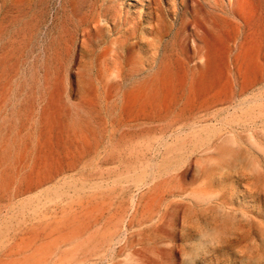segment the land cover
Listing matches in <instances>:
<instances>
[{
    "label": "rangeland",
    "instance_id": "374dc122",
    "mask_svg": "<svg viewBox=\"0 0 264 264\" xmlns=\"http://www.w3.org/2000/svg\"><path fill=\"white\" fill-rule=\"evenodd\" d=\"M263 259L264 0H0V264Z\"/></svg>",
    "mask_w": 264,
    "mask_h": 264
},
{
    "label": "bare ground",
    "instance_id": "6f19581e",
    "mask_svg": "<svg viewBox=\"0 0 264 264\" xmlns=\"http://www.w3.org/2000/svg\"><path fill=\"white\" fill-rule=\"evenodd\" d=\"M197 2H198V0H197ZM231 4H232V3H231ZM15 6H16V5H15ZM17 6H18V5H17ZM20 6H21V5H20ZM22 6H23V5H22ZM165 11H166V10H165ZM230 11H232V13L234 14V17H233V18H234V21H237V20H235V19H236V18H235V17H236V16H235V10H234L233 8H231ZM84 16H85V14H84ZM81 17H82V16H81ZM114 19H116V18H114ZM232 20H233V19H232ZM232 20H231V19H228L229 22H232ZM80 21H81V20H80ZM199 21H200V20H199ZM197 22H198V21H197ZM96 23H97V22H96ZM96 23H95L94 25H96ZM98 23H99V20H98ZM195 25H196V24H195ZM198 25H200V26L203 27V25H202V21H201V22H198ZM136 27H137V26H136ZM195 27H196V26H195ZM239 27H240V25H239ZM94 28H95V26H94ZM133 28H134V27H133ZM158 28H159V27H158ZM128 29H129V28H128ZM130 29H131V28H130ZM130 29H129V30H130ZM152 29H153V28H152ZM199 29H200V28H199ZM196 30H198L197 27H196ZM84 31H85V30H84ZM86 31H87V30H86ZM131 31H133V30L131 29ZM201 31H202V30H201ZM88 35H89V34H88ZM84 38H85V35H84ZM84 41H85V40H84ZM113 41H114V40H113ZM148 42H149V41H148ZM82 43H84V42H82ZM118 44H119V43H118ZM118 44H117V45H118ZM149 44H150V43H149ZM110 45H111V44H110ZM110 45H109V48L111 47ZM151 45H152V44H151ZM113 48H114V46H113ZM130 48H132V44H131ZM101 50H102V49H101ZM109 50H110V49H109ZM208 50H209V49H208ZM72 51H73V50H72ZM114 52H115V51H114ZM114 52H113V53H114ZM98 53H99V52H98ZM99 56H100V55H99ZM99 56H97V57H99ZM101 56H102V55H101ZM113 57H114V56H113ZM95 60H96V58H95ZM95 60H94V61H95ZM108 60H109V59H108ZM108 60H107V61H108ZM112 62H114L113 59H112ZM154 62H155V61H154ZM103 63H104V60H103ZM108 63H109V62H108ZM182 63H183V62H182ZM113 64H115V63H113ZM106 65H107V63H106ZM106 65H105V66H106ZM127 65H128V64H127ZM113 66H114V65H113ZM114 67H115V66H114ZM114 67H113V68H114ZM179 67H180V66H179ZM109 68L111 69V65L109 66ZM125 68H126V66H125ZM110 69H109V70H110ZM184 69H185V68H184ZM114 70L116 71V69H114ZM119 70H120V69H119ZM117 76H118V75H117ZM244 121H245V120H244ZM242 122H243V121H242ZM245 122H246V121H245ZM243 124H244V123H243ZM243 124H241V125H243ZM257 197H258V196H257ZM253 199H254V198H253ZM224 211H225V210H224ZM230 212H231V211H230ZM230 212H229V213H230ZM224 213H225V212H224ZM222 214H223V213H222ZM227 214H228V213H227ZM242 214H243V213H242ZM216 215H217V214H216ZM216 215H215V216H216ZM219 215H221V213H220ZM245 215H246V214H245ZM226 216H227V215H226ZM212 217H213V216H211V218H212ZM228 217H229V215H228ZM213 218H214V217H213ZM222 218H223V217H222ZM247 218H248V217H247ZM250 218H251V216H250ZM214 219H215V218H214ZM216 219H217V218H216ZM218 219H219V218H218ZM224 219H225V218H224ZM211 220H212V219H211ZM248 221H249V220H248ZM213 222H215V221H213ZM213 222L211 221L212 224H213ZM217 222H218V221H217ZM217 222H215V223L217 224ZM249 223H250V222H249ZM242 224H243V223H242ZM242 224H241V225H242ZM244 225H245V224H244ZM248 226H249V224H248ZM214 227H215V226H214ZM235 227H236V226H235ZM246 227H247V226H246ZM250 227H251V226H250ZM244 228H245V227H243V229H244ZM248 228H249V227H248ZM246 229H247V228H246ZM211 231H212V230H211ZM230 231H231V230H230ZM250 231H251V230H250ZM209 232H210V230H209ZM251 232H252V231H251ZM231 233H232V232H231ZM235 233H236V232H235ZM238 233H239V232H238ZM238 233H237V235H238ZM246 234H247V233H246ZM230 236H231V234H230ZM235 236H236V235H235ZM246 236H247V235H246ZM248 236H249V235H248ZM250 236H251V235H250ZM223 238H224V237H223ZM229 238H230V237H229ZM229 238H228V240H229ZM238 238H239V236H238ZM243 238H244V237H243ZM230 239H231V238H230ZM239 239H240V238H239ZM222 240H223V239H222ZM234 240H235V239H234ZM234 240H233V241H234ZM247 240H248V239H247ZM220 241H221V240H220ZM231 241H232V240H231ZM236 241H237V240H236ZM242 241H243V240H242ZM228 242H229V241H228ZM237 242H238V241H237ZM239 242H240V240H239ZM239 242H238V243H239ZM253 242H255V241H253ZM233 243H234V242H233ZM243 243H244V242H243ZM245 243H246V242H245ZM231 244H232V243H231ZM239 244H240V243H239ZM215 245H216V244H215ZM250 245H251V246H254L255 244L252 245V242H251ZM256 245H257V244H256ZM212 246H213V245H212ZM212 246H211V247H212ZM227 246H228V245H227ZM236 247H237V246H236ZM243 247H244V246H243ZM243 249H245V248H243ZM248 250H249V249H248ZM259 250H260V249H259ZM109 251H110V249H109ZM244 251H245V250H244ZM257 251H258V250H257ZM261 251H262V250H261ZM250 252H251V251H250ZM241 253L243 254V252H241ZM251 254H252V253H251ZM251 254H250V255H251ZM255 255H256V253H255ZM107 256H108V255H107ZM243 256H244V255H243ZM256 256H258V255H256ZM169 257H170V256H169ZM251 257H252V256H251ZM261 259H262V257H261ZM211 260H212V259H211ZM263 260H264V259H263ZM105 261H106V260H105Z\"/></svg>",
    "mask_w": 264,
    "mask_h": 264
},
{
    "label": "clouds",
    "instance_id": "9594fccd",
    "mask_svg": "<svg viewBox=\"0 0 264 264\" xmlns=\"http://www.w3.org/2000/svg\"><path fill=\"white\" fill-rule=\"evenodd\" d=\"M192 255H193V253L190 252V255L188 257H183V256L182 257L185 258V259H190Z\"/></svg>",
    "mask_w": 264,
    "mask_h": 264
}]
</instances>
